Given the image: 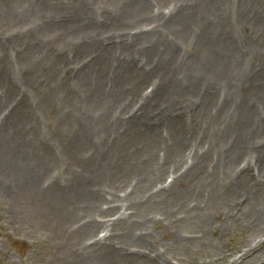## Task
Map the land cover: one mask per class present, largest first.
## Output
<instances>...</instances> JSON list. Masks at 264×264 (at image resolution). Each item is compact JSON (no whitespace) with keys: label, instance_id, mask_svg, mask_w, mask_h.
<instances>
[{"label":"rangeland","instance_id":"1","mask_svg":"<svg viewBox=\"0 0 264 264\" xmlns=\"http://www.w3.org/2000/svg\"><path fill=\"white\" fill-rule=\"evenodd\" d=\"M208 10L214 46L195 22ZM263 93L264 0H0V160L24 157L0 162V264H264V192L243 194L246 155L224 191L215 182L210 197L205 180L237 144L226 116L263 111ZM262 132L251 178L264 190Z\"/></svg>","mask_w":264,"mask_h":264},{"label":"bare ground","instance_id":"2","mask_svg":"<svg viewBox=\"0 0 264 264\" xmlns=\"http://www.w3.org/2000/svg\"><path fill=\"white\" fill-rule=\"evenodd\" d=\"M132 12H137V10H134ZM124 13L126 14V11ZM209 14H211V10H208L207 14L203 13L200 16L201 20H197L195 22L203 24V26H201L203 31H202V34L199 37L200 38L203 37L204 40L208 43V45L214 46L217 42H215V40L210 36V27L212 25L209 24V21H210V18H211L212 15H209ZM163 20L164 19H162L159 22L160 23V24H158L159 29L157 31H155V33H154V35L156 36V41H159L162 35L164 36L163 33L170 31V29L173 30V28L171 27L173 18H169L168 21H165V20L163 21ZM173 25H175V24H173ZM154 28L155 27H153V30H154ZM232 41H233V39H231L229 37V35H228V37L225 40H222V45H223V48H224L225 52H227L229 50V46H231V42ZM166 49H167V47L164 49V52L166 51ZM158 50L160 52V49H158ZM168 52H170V53L173 52V48L171 46L168 47ZM213 53L215 54V52H213ZM159 58H160V56H159ZM232 59H233V57L231 58L230 61H232ZM160 60H161V58H160ZM214 61L218 62V56L214 57ZM205 62H206V60H205ZM221 72L224 75L229 76L230 69L225 66L221 70ZM86 74H88V72ZM144 78H145V76H144ZM259 82H261V81L259 80V81H255L253 83H254V85H257ZM82 84H84V82H82ZM228 86H229V88L227 89L228 92H232V91L235 90V86L234 85L229 84ZM258 88H259V86H255V89H258ZM112 90L115 91L116 89L112 88ZM88 91L90 93L89 95H91L92 91H90V90H88ZM111 92H113V91H111ZM116 93L118 95L122 94V92L120 90H117ZM153 94H155V91H153L151 89V91L149 93L144 94V97L150 99L153 96ZM259 95H261V93H259ZM262 95L264 96V93ZM163 99H164V102H163V107L160 108V110H161L160 115H161V117H164V115H165L166 116V121L168 122V120H169L168 115H167L168 102H167L166 98H163ZM261 105L264 107V98H263V101H262ZM226 121H227V123L229 125L227 123H225L223 128H222V132L224 134H226L228 129H233L235 131V134L237 135V144H236V147L233 146V145H230V146L235 147V150L233 152L232 157L229 160H227V161L224 160L225 162H223L221 164L222 167L220 168L218 173L214 172V174L212 175V177H213L212 180L209 177L205 178L206 181L211 182V184H212L211 191H210V197L213 196V187H214L213 185L215 184V182H217L219 184V187H220L221 191L225 190V188L221 187V183H222V181L224 179H229L232 182L233 178L236 177V175L232 174V170H231L232 168H230L232 166V163L234 165L235 160L241 158L243 155H246L245 163L243 165L239 164L242 167H240L238 169V172L239 173H243V174L246 173L245 174L246 176L248 175L247 177L250 180V183H251V186H252V189H253L252 190V194H248V193H243V194L247 195L249 199L255 200L257 195L260 194V193L262 194V192H264V190L262 188H260L261 183H260V174L259 173H258L259 177H258L257 181L255 179L251 178L252 177V175H251L252 174V172H251V164H253L252 160H254V165H256L257 162H259L261 160V157H262V153L257 151V148L255 149V147H254L256 145V141H258V140L257 139L252 140V138H253V135L255 133H261V131H264V110L260 111V106H258L255 109V111H254V109H253V111H250V110L247 109L245 112H243L241 114H236L234 111H232V112L228 113V115L226 116ZM129 128L131 129V133L134 132V131L135 132L139 131L138 129L133 128L132 125H130V124H129ZM133 129H135V130H133ZM152 130H148L147 131V129H146L145 132H141V131H139V132H141L143 135H146V132H147L149 135L152 136V132L156 131V130L155 131H152ZM112 132L115 133V138L116 139H119L121 137H125L128 134H130V133H127V132L124 133V134H120L117 131V129H113ZM262 133H264V132H262ZM151 140H152V138H151ZM150 160L151 159L148 157L147 161H146V163H148V165L146 166V169L144 171H148L147 170L148 167L152 165V162ZM23 161H24V157L21 154L16 155L15 151H10L8 153V155L4 157V159L0 160L2 166H9L10 163H12V162H23ZM148 161H150V162H148ZM119 164H121L120 161L118 163V166L114 165L113 169H116V171H117L118 168H119ZM182 164H183V162H182ZM216 166H217V162L215 161L214 162V168H216ZM174 168H176V167H174ZM116 171H114V172H116ZM122 171H123V169H120V171L116 174V176H119L120 174H122ZM93 172H94V170H93ZM107 172H110L108 168H107ZM15 173H16L15 169L11 170V174H15ZM7 174H8V172H7ZM158 175H159V173H158ZM143 180L146 183V187H149L147 190H148V192H151V196L154 197V196H156L158 194L159 195L161 194V193L152 194V191L155 188V183H151V182L153 180H156V176L155 175L153 177H151V178H148L147 176H145L143 178ZM191 181H193V178H191ZM189 186H193V185L191 184ZM229 186H230V184H229ZM169 187L172 188V185H165L164 187H161V188H162V190L163 189L168 190ZM77 188H78L79 192H78V194L75 193V198H77V199L86 198L87 197L86 196V193H87L86 190L87 189L85 190L83 187H81L80 184L77 186ZM187 190H190V189H187ZM215 195H216L217 198L220 197L223 200L222 204H226L227 201H229L227 205H232V207H236L238 205V203L240 205L241 200L243 199V196L238 198V199H234L233 198V194H230V195L226 194V195H223V196H220V195L218 196V194L216 193ZM185 198L186 197L184 196L182 199H185ZM214 204H216V203H214ZM258 207L259 206L256 204L255 207H251V210H253L255 212V210ZM216 208H217V206H216ZM92 230L93 229H91V231ZM91 231H89L88 233H85V235L86 234L90 235ZM96 233L97 232L94 231L93 235H95Z\"/></svg>","mask_w":264,"mask_h":264}]
</instances>
